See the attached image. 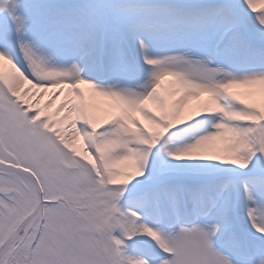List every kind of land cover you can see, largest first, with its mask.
Segmentation results:
<instances>
[{
  "label": "snow or ice",
  "instance_id": "obj_1",
  "mask_svg": "<svg viewBox=\"0 0 264 264\" xmlns=\"http://www.w3.org/2000/svg\"><path fill=\"white\" fill-rule=\"evenodd\" d=\"M0 264H264V0H0Z\"/></svg>",
  "mask_w": 264,
  "mask_h": 264
},
{
  "label": "bare ground",
  "instance_id": "obj_2",
  "mask_svg": "<svg viewBox=\"0 0 264 264\" xmlns=\"http://www.w3.org/2000/svg\"><path fill=\"white\" fill-rule=\"evenodd\" d=\"M46 100H47V96L45 97V100L44 101H41V107H43V104L46 102ZM57 103H59V101H57ZM194 103V102H193ZM101 119L103 118V115L101 114V117H100ZM80 142H78V144H79Z\"/></svg>",
  "mask_w": 264,
  "mask_h": 264
},
{
  "label": "rangeland",
  "instance_id": "obj_3",
  "mask_svg": "<svg viewBox=\"0 0 264 264\" xmlns=\"http://www.w3.org/2000/svg\"><path fill=\"white\" fill-rule=\"evenodd\" d=\"M195 103V102H194ZM103 119V118H102Z\"/></svg>",
  "mask_w": 264,
  "mask_h": 264
}]
</instances>
